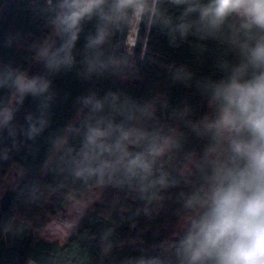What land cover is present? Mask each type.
<instances>
[{
  "label": "clouds",
  "instance_id": "obj_1",
  "mask_svg": "<svg viewBox=\"0 0 264 264\" xmlns=\"http://www.w3.org/2000/svg\"><path fill=\"white\" fill-rule=\"evenodd\" d=\"M34 2L51 34L30 45L42 72L0 62V166L49 128L56 75L75 71L92 80L133 69L132 51L113 43L116 37L156 28L171 46L189 36L226 41L237 60L221 62L218 77L197 85L208 111L196 119L189 106L172 113L200 142L198 149L186 150L187 133L161 123L157 113L168 109L167 100L158 105L123 90H89L77 97L73 119L47 138L44 168L88 188L137 193L145 213L164 199L162 192L183 185L179 230L151 254L120 264H264V0ZM170 71L175 81L192 79L183 66ZM29 98L36 109L25 112L21 123ZM25 172L18 168L17 180ZM26 189L30 199L39 198L38 185ZM109 235L104 255L113 248Z\"/></svg>",
  "mask_w": 264,
  "mask_h": 264
},
{
  "label": "trees",
  "instance_id": "obj_2",
  "mask_svg": "<svg viewBox=\"0 0 264 264\" xmlns=\"http://www.w3.org/2000/svg\"><path fill=\"white\" fill-rule=\"evenodd\" d=\"M34 8V0H0V62L28 69L30 74L43 71L42 65L34 62L30 45L51 34ZM89 28L86 26L81 35L78 50L83 49ZM129 34L116 37L113 43L121 44L123 50L128 46ZM132 53L130 59L134 67L122 76L84 80L73 71L53 78L52 87L57 96L51 107L49 128L35 141L29 140L19 151H13L11 159L0 166V177H4L13 165L26 170L24 177L0 197V264H120L130 256L151 254L164 239L179 230L177 197L185 190L183 185L162 192L164 199L151 205L147 213L137 193L108 187L98 201L86 208L64 242L46 240L39 233L49 219L64 213L72 200H81L96 188L73 183L70 177L44 168L49 147L47 138L73 119L77 97L86 95L89 90L101 94L107 90H123L137 100L156 99L158 105L167 100L168 109L157 113L161 123L187 133L186 150L198 149L200 142L185 127L184 121L173 118L172 113L189 106L192 118L196 119L208 111L198 82L218 77L221 62L237 60L236 52L226 41L211 38L201 41L189 36L185 41H178V46H171L167 36L156 28L147 34L142 29L139 37L135 36ZM170 66L185 67L192 73V79L187 83L173 80ZM35 109L36 102L29 98L19 121L23 123L24 113ZM61 183L65 187L58 188ZM33 184L40 189L35 201L30 199L26 189ZM71 193H75V198ZM28 213L41 218L44 224L31 225L23 220ZM17 220L23 221L24 227L13 239H6L8 228ZM108 233L113 248L104 255L103 238Z\"/></svg>",
  "mask_w": 264,
  "mask_h": 264
},
{
  "label": "rangeland",
  "instance_id": "obj_3",
  "mask_svg": "<svg viewBox=\"0 0 264 264\" xmlns=\"http://www.w3.org/2000/svg\"><path fill=\"white\" fill-rule=\"evenodd\" d=\"M135 36L136 34L134 32H130L128 47L131 51L135 44ZM18 168H20L18 165H13L11 170L6 173L4 177H0V197L5 190L13 186L17 181L16 173ZM104 189L105 188H93L87 192L81 200H72V204L64 213H59L57 216L49 219V222L44 227H41V231L39 232L40 235L46 240L64 242L86 208L100 199ZM77 202H87V207L82 208ZM32 210L34 211L35 209L32 208ZM23 220H27V222L31 225L33 223H38V225L44 224L41 218L33 217L31 213H28ZM23 223V221L17 220L14 224H12L6 232V239H13L14 235L21 231L24 227Z\"/></svg>",
  "mask_w": 264,
  "mask_h": 264
},
{
  "label": "bare ground",
  "instance_id": "obj_4",
  "mask_svg": "<svg viewBox=\"0 0 264 264\" xmlns=\"http://www.w3.org/2000/svg\"><path fill=\"white\" fill-rule=\"evenodd\" d=\"M132 36V35H131ZM132 40V39H131ZM133 43V42H132ZM130 45V44H129Z\"/></svg>",
  "mask_w": 264,
  "mask_h": 264
}]
</instances>
